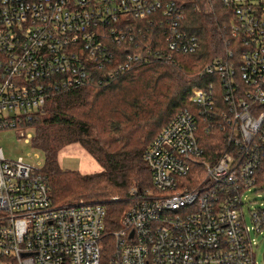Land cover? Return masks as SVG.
Masks as SVG:
<instances>
[{
	"label": "built area",
	"instance_id": "built-area-1",
	"mask_svg": "<svg viewBox=\"0 0 264 264\" xmlns=\"http://www.w3.org/2000/svg\"><path fill=\"white\" fill-rule=\"evenodd\" d=\"M225 1L230 39L203 70L213 80L194 87L190 106L144 149L151 186L129 188L115 229L106 230L99 201L54 205L40 160H9L0 147V264H101L106 236L113 240L106 264H256L252 234L264 238V207L248 209V225L243 194L264 187V0ZM186 7L0 0V129H20L28 143L52 92L195 52L199 41L183 28ZM217 128L227 150L203 158L201 138Z\"/></svg>",
	"mask_w": 264,
	"mask_h": 264
},
{
	"label": "trees",
	"instance_id": "trees-1",
	"mask_svg": "<svg viewBox=\"0 0 264 264\" xmlns=\"http://www.w3.org/2000/svg\"><path fill=\"white\" fill-rule=\"evenodd\" d=\"M185 1L183 28L197 37L195 52L174 53L171 61L153 58L101 84L90 81L46 98L43 112L31 123V141L44 154L40 173L54 205L99 201L106 209V230H113L129 207V188L151 186L144 149L178 111L190 106L192 89L213 80L203 74L204 67L224 55L230 39L233 16L225 0ZM215 102L217 109L223 106L218 94ZM72 142L86 149L103 170L83 175L61 170L58 150ZM200 144L206 159L227 150L218 128L202 137ZM110 240L106 236L103 241L102 264L111 253Z\"/></svg>",
	"mask_w": 264,
	"mask_h": 264
},
{
	"label": "rangeland",
	"instance_id": "rangeland-1",
	"mask_svg": "<svg viewBox=\"0 0 264 264\" xmlns=\"http://www.w3.org/2000/svg\"><path fill=\"white\" fill-rule=\"evenodd\" d=\"M20 132V129L14 128L0 129V147L4 157L9 160L22 157L32 165H36L37 161L40 160V165H43V152L37 149L31 140L28 143L24 142L23 138L19 135ZM29 132L33 135V128H30ZM35 153L39 154L38 158L34 156ZM57 165L63 171H75L82 175L98 173L103 170L99 162L77 142L66 144L58 150ZM243 201L246 223L251 225L248 209L264 207V187L260 191H256L254 188L245 191ZM252 237L256 240L254 245L256 264H264V238L255 236L254 234H252ZM109 244L113 245L112 239L109 241ZM102 263L103 260L101 259Z\"/></svg>",
	"mask_w": 264,
	"mask_h": 264
}]
</instances>
